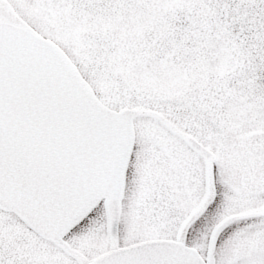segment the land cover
<instances>
[{
	"label": "snow or ice",
	"instance_id": "6c2138e0",
	"mask_svg": "<svg viewBox=\"0 0 264 264\" xmlns=\"http://www.w3.org/2000/svg\"><path fill=\"white\" fill-rule=\"evenodd\" d=\"M0 264H264V0H0Z\"/></svg>",
	"mask_w": 264,
	"mask_h": 264
},
{
	"label": "rangeland",
	"instance_id": "374dc122",
	"mask_svg": "<svg viewBox=\"0 0 264 264\" xmlns=\"http://www.w3.org/2000/svg\"><path fill=\"white\" fill-rule=\"evenodd\" d=\"M52 16L55 18L54 22H58V39H61L64 43L68 44L71 43L75 45L73 51L79 54L80 49L85 47L84 42L82 41L81 33L85 31V26L82 23H73L71 15L65 11L63 14L61 13H52ZM222 54V55H221ZM85 55H87L85 53ZM217 55H221V66L220 71H224L227 68V62L229 59L235 60V57L232 56L231 49L227 47H222ZM98 88L102 91L106 90L108 87V83L106 81H99ZM252 105L249 104L248 108H251ZM240 111H244V109H240ZM256 113L252 112L249 116V119H255ZM238 126V125H237ZM222 147V146H221ZM214 159H220L221 161L224 160L225 154L221 153L219 150L217 153H213ZM244 156L243 153H232L229 155V163L232 165L233 174L235 175L236 172H239L241 175V183H243L244 173L248 172V167L252 163L251 155L248 156V164H244V160L242 157ZM243 166V167H242ZM219 199V197H218Z\"/></svg>",
	"mask_w": 264,
	"mask_h": 264
},
{
	"label": "water",
	"instance_id": "95a60500",
	"mask_svg": "<svg viewBox=\"0 0 264 264\" xmlns=\"http://www.w3.org/2000/svg\"><path fill=\"white\" fill-rule=\"evenodd\" d=\"M212 158L214 159L213 155H212Z\"/></svg>",
	"mask_w": 264,
	"mask_h": 264
}]
</instances>
